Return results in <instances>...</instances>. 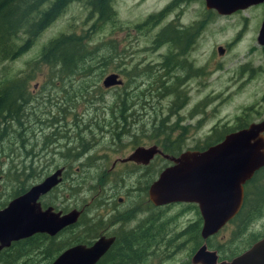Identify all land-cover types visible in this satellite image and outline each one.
Segmentation results:
<instances>
[{
  "label": "rangeland",
  "instance_id": "1",
  "mask_svg": "<svg viewBox=\"0 0 264 264\" xmlns=\"http://www.w3.org/2000/svg\"><path fill=\"white\" fill-rule=\"evenodd\" d=\"M171 1L110 0V22L91 14L89 0L71 2L24 53L0 63V83L18 79L24 98L19 118L8 129L4 147L8 157H0V208L19 189L23 175L26 187L50 173L46 161L71 162L63 185L72 189L74 208L85 207L82 221L89 223L96 216L104 223L110 199L113 203L116 197L125 199L124 208H147L136 194L161 169L117 164L101 182L116 158L157 142H171L169 151L175 148L174 153L194 150L215 132L222 137L264 119V47L256 43L263 6L219 16L206 11L203 0H188L161 13ZM169 25L191 29L185 36L190 44L182 53L157 42ZM62 34L86 39L90 49L99 50L95 61H87L70 76L37 61L42 47ZM25 39L19 33L15 47ZM218 47L222 55L217 54ZM111 73L118 74L123 84L104 90L101 81ZM63 185L54 197L67 196L69 201L64 202L69 209L72 194L64 192ZM157 213L160 245L169 242V248H192L194 244L180 232L197 221L198 213L182 205L153 210ZM234 231L235 224H228L209 239V245L227 254V248L243 247L263 235L264 208L235 240ZM181 257L176 254L175 261Z\"/></svg>",
  "mask_w": 264,
  "mask_h": 264
},
{
  "label": "water",
  "instance_id": "2",
  "mask_svg": "<svg viewBox=\"0 0 264 264\" xmlns=\"http://www.w3.org/2000/svg\"><path fill=\"white\" fill-rule=\"evenodd\" d=\"M258 4H263V14L256 43L264 47V0H204L205 9L213 10L219 16ZM216 52L222 55L223 49L218 47ZM120 85L121 80L114 73L106 75L101 81L104 89ZM263 132L264 119L225 135L221 141L200 152L187 151L171 158L173 165L161 171L149 185V202L154 206L177 202L195 204L201 219V239L215 234L239 211L243 184L264 166ZM156 154L161 155L155 146L137 147L119 162L147 165ZM59 173L57 170L48 175L0 209V249L36 233L52 236L76 220V211L62 217L53 213L51 208L41 210L37 202L39 197L59 183ZM109 244L110 240L99 238L90 247H70L51 264H93ZM199 248L193 261L204 264L206 246L202 244ZM207 257L208 260H215L214 253H207ZM219 264H264V237L240 257L230 263Z\"/></svg>",
  "mask_w": 264,
  "mask_h": 264
},
{
  "label": "flooded vegetation",
  "instance_id": "3",
  "mask_svg": "<svg viewBox=\"0 0 264 264\" xmlns=\"http://www.w3.org/2000/svg\"><path fill=\"white\" fill-rule=\"evenodd\" d=\"M56 1L57 0H47L45 3H43V5H41V8L39 9L38 12L43 11L46 13L47 10L51 7V5ZM90 1L91 0H89L87 4L88 7H89ZM187 1L188 0H172L171 3L163 9V11H165L166 8H170V7L176 8L179 5L186 3ZM203 5H204V0H203ZM258 5L263 6V4H258ZM63 9L61 10V12L63 11ZM206 11H213V10H206ZM61 12H59V14L55 17V19L51 23H53L56 20V18L61 14ZM95 17L97 20H99L97 15H95ZM166 28H168L170 35L172 34V36L176 35L175 33L176 30L180 33V38L178 41V48L183 50V47L188 43V41H185L186 40L185 36H187L190 33L191 29L190 28L180 29L172 25H169ZM164 43L170 46H173L171 42L168 43L164 41ZM182 50H180L181 52L179 53H182ZM116 75L120 79V76L118 74ZM122 84L123 82L121 80V85ZM112 88L114 87H109L106 89L103 88V89L110 90ZM260 121L262 120H259L254 123H258ZM247 125L241 128L238 127L232 132L244 129L247 127ZM229 133L231 132H228L225 135ZM225 135H223V137ZM262 135L264 136V132ZM153 146L157 147L161 155L160 154L154 155L151 158V160L147 163V165L136 164L131 161L119 162V160L127 157L133 151L132 150L127 156L122 157V158H116L115 160H113V162L110 164V167L106 171H104L103 178H101V182L107 178L110 171L114 169L115 165L117 164L124 165V166L131 165L134 169H142V170L149 168V167H153L155 171H158L159 168H161L157 173V176H158L159 173L163 171L165 168L173 165V163L170 160L171 158H176L179 154L183 152H187V151H190V152L202 151V150H197L198 148H196L194 150H185L182 152L174 153L175 148L173 150V147L171 148L173 151H169L170 150L169 148L172 146L171 142H166L164 144L157 142L153 144ZM163 156H167V157L164 158ZM75 159L76 158L74 156V160ZM52 162L53 160L46 161V163H49L48 166H50V169H51L48 175L59 170L60 171L59 173L60 181L59 183H57V185L52 187L47 193L39 197L37 202L39 203L41 210L51 208V211L53 213H58L59 216H62V217L67 215L71 211H76L78 212V216L72 224L61 228L59 231H57L52 236L44 234V233H36L27 238L22 239L24 241L29 240L30 248H24V251H23L24 253L23 257H24V261L26 264L27 263L51 264L60 254L65 252L67 249H70V247H73L76 245H83L85 247H90L99 238H105L106 240H110V244L108 245L107 248H105L103 253L95 260L93 264H199L193 261V257H194V254L200 249L199 247L202 244H205L206 246L204 250L206 254H204L205 257L203 259V262L201 261L202 263L204 264H219L222 262L230 263L232 260L240 257L241 255L249 251L256 242H258L264 237V234H263L259 237L252 238V240L246 243V245H244L243 247L241 246L242 248L241 247L233 248L231 250L227 248V251H228L227 254L221 253L220 248H212L209 245V239L213 237L215 234H217L224 227H226L228 224H233V223L235 224V231L232 237L234 240L239 238L246 232L247 228L249 227V223L253 219L249 223H247L245 226L237 223L236 221L233 222V219L236 218V216L238 215V213L240 212L243 206L244 187L252 179V177L243 184L242 204H241L239 211L233 216L231 220L226 222L215 234L207 237L205 240H202L200 237L201 219H200V215H199V212L195 204L177 202V203H169V204L160 205V206H154L149 202L147 198V189L149 185L156 179L157 176L150 183L146 182L144 185H142L138 189V192L136 194L139 198V201L144 200V202L141 201L144 204L146 202L147 208L139 207L137 210L133 209V207L131 208V206H129L128 208H124L123 204H124L125 199L116 197V203L111 202L112 201L111 199L110 201L106 202V208H105L106 212L104 213V217L106 219L104 223H101L102 219L101 218L97 219L96 216L94 217L93 220L89 219V223L82 221L83 220L82 218L84 216L85 207L81 209H75L74 207L76 204H74V202L76 200H74L72 189L67 188L63 185L65 181L64 179H66L67 172L71 168L70 166L71 162H67L64 164L58 163L56 165H51ZM44 167L47 169V165ZM48 175L44 176L42 179H44ZM42 179L38 182H34L33 184L29 185L26 190H28L31 186L41 182ZM62 185L64 187V192H67V193L69 192L70 195L72 194L71 203L69 205H72L70 207H73V208H70V207H68L69 209L66 208L68 204L65 202L69 201L67 200L68 199L67 196L63 197L61 195L59 198H57V196L55 195L54 197V192L57 191ZM52 197L55 198L54 200L57 199L56 204H54L55 201L52 199ZM13 198H11L10 200H12ZM136 203L137 202L135 200V202L131 203V205H135ZM5 205L3 207H5ZM172 205H182L188 209L195 210L198 213L197 219H199L200 221H195L193 224H188L180 232L181 236L186 237L187 242L194 244L192 248H175V247L169 248L170 247L169 242L161 243L163 248H159L161 246L160 241L158 240V232H160L159 230L160 228L159 217L160 216H158V213L153 214V210H156L162 207H169ZM258 217L259 216H257L256 218ZM100 227L103 228L101 231H100ZM190 230H192L191 233H189ZM193 234H195V237H193ZM22 240L11 242L7 248L0 249V255L5 250H7L12 244L20 242ZM161 242H164V240H162ZM223 252L225 251L223 250ZM180 253L182 257L178 259V261L176 262L174 257L176 254L178 255ZM207 253H214L215 260L212 258L211 260H208ZM205 259L207 260L205 261Z\"/></svg>",
  "mask_w": 264,
  "mask_h": 264
},
{
  "label": "trees",
  "instance_id": "4",
  "mask_svg": "<svg viewBox=\"0 0 264 264\" xmlns=\"http://www.w3.org/2000/svg\"><path fill=\"white\" fill-rule=\"evenodd\" d=\"M46 1L47 0H0V63L12 61L24 53L30 47L33 40L49 26L67 4L78 0H57L46 13L43 11L38 12L41 5ZM109 4L110 0H91L89 3L91 14L94 16L97 15L98 19L102 22H110L113 18V13L110 10ZM163 12L164 11L161 13ZM161 13L155 15V20L151 22L152 24L161 18ZM150 19H152L151 16L147 17L144 21V25L148 24ZM19 33H22L26 39L19 47H15L14 40ZM175 33L176 35L172 36L168 28H165L157 36V42H171L172 45L181 52L180 50L182 49L178 48L180 33L177 30ZM189 44L190 42H188L183 49L188 47ZM98 51L97 47L90 49L88 41L86 43V39H74L72 35L62 34L53 38L42 47L37 61L39 65L56 68L60 70L63 75L70 76L76 72L77 68L82 67L87 61H95L96 56L94 57V55H97L99 53ZM22 91L23 85L18 79H6L0 83V157L4 155V147L9 136L8 129L11 124L19 118V109L24 102ZM239 127L241 128L244 126ZM214 131L215 130H213V133ZM222 137L215 132L208 136L206 138V143L197 150H204L218 143ZM4 157H8L7 154L4 155ZM6 171V175H8L10 170L7 169ZM1 172H3V170L0 168V176ZM26 181L27 176L25 177L23 175L19 184V189L16 190L12 198L26 191L28 187L24 186ZM255 183H257V185L254 189H251L250 185ZM3 206L4 205H2V207ZM263 208L264 166L257 170L252 176V179L245 185L243 206L236 218L233 219V222L236 221L245 226L252 219L259 216ZM197 221L200 220L197 219ZM24 248H30L29 240H22L12 244L7 250L1 253L0 263L26 264L23 257Z\"/></svg>",
  "mask_w": 264,
  "mask_h": 264
}]
</instances>
